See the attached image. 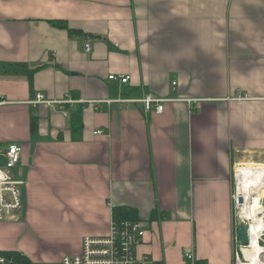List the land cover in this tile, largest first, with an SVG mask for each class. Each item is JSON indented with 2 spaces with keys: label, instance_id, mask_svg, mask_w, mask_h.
<instances>
[{
  "label": "crops",
  "instance_id": "crops-1",
  "mask_svg": "<svg viewBox=\"0 0 264 264\" xmlns=\"http://www.w3.org/2000/svg\"><path fill=\"white\" fill-rule=\"evenodd\" d=\"M0 97L24 182L0 251L50 262L40 232L80 255L127 206L148 222L139 257L231 264L236 170L264 172V0H0Z\"/></svg>",
  "mask_w": 264,
  "mask_h": 264
},
{
  "label": "built area",
  "instance_id": "built-area-1",
  "mask_svg": "<svg viewBox=\"0 0 264 264\" xmlns=\"http://www.w3.org/2000/svg\"><path fill=\"white\" fill-rule=\"evenodd\" d=\"M83 50L85 53L92 51V39H88ZM131 79L130 76H111L112 81H121L127 83ZM176 85V84H174ZM142 102L147 112L154 114H162L164 112V104L168 100L153 99L147 97ZM34 105L40 103H48L62 106L72 101H56L50 102L45 100V96L39 94ZM3 104L0 97V105ZM67 115V113H65ZM101 133V132H98ZM22 149L17 145H9L6 148H0V156L4 159V164L0 167V222L17 218L22 210V188L24 182L17 180L12 175V170L20 164ZM238 173L236 170L235 179L237 182ZM238 186V185H237ZM238 204V196L236 197ZM239 206V204H238ZM264 222V216L262 217ZM248 231L250 236L249 244L242 247L235 238V248L233 264H251L252 259L248 257V252L255 255V262L264 264V230L257 237V252H255L252 243V223H248ZM148 229V222L143 220L117 221L114 218L110 224V232L106 237H86L82 243V252L77 256H66L62 260V264H154L147 256L139 257L137 247L143 242ZM241 248H246V252L242 253ZM0 264H14L11 259L4 256L0 251ZM184 264H203L196 258L193 252L184 254Z\"/></svg>",
  "mask_w": 264,
  "mask_h": 264
},
{
  "label": "bare ground",
  "instance_id": "bare-ground-1",
  "mask_svg": "<svg viewBox=\"0 0 264 264\" xmlns=\"http://www.w3.org/2000/svg\"><path fill=\"white\" fill-rule=\"evenodd\" d=\"M238 173V193L244 198L245 212L243 217L247 220H252V243L257 252V237L264 230L263 219L259 217L261 213L262 193L264 190V172L258 170H237ZM256 196L253 203L249 204L252 196ZM248 257L252 259L251 264H258L255 262L252 253L248 252Z\"/></svg>",
  "mask_w": 264,
  "mask_h": 264
},
{
  "label": "rangeland",
  "instance_id": "rangeland-1",
  "mask_svg": "<svg viewBox=\"0 0 264 264\" xmlns=\"http://www.w3.org/2000/svg\"><path fill=\"white\" fill-rule=\"evenodd\" d=\"M13 171V170H12ZM260 193H262V201H261V206L263 207L261 209V213L259 215L260 218H262L264 216V190L261 191ZM235 196H239L238 194V186H237V183H236V187H235ZM236 197H235V203H234V210H235V215H236V218H238V224L239 226L243 223V222H247V223H252L251 221L252 220H247L246 218L243 217V212H245V204L243 205H240L238 206L237 204V201H236ZM256 196H252V199L250 200L249 204L253 203V200ZM36 238L39 239L41 242H45V243H49L50 247H51V252L50 254L53 255L52 258L50 260V262L48 261H41V262H38L36 264H62V260L65 256H68L69 254L66 253V249H65V245L62 241V237H55L56 240L54 241H46V237L44 236V233L43 235L39 232L37 235L35 234ZM16 240V238H15ZM5 241H10L9 239L8 240H5ZM83 242V241H82ZM28 245L32 248L34 246L31 245V243L28 241ZM3 251H7L6 249L8 248H2ZM66 251V252H64ZM81 251H82V243H81ZM62 255V256H61ZM61 256V258L59 257ZM233 257H232V260H231V264H233Z\"/></svg>",
  "mask_w": 264,
  "mask_h": 264
},
{
  "label": "trees",
  "instance_id": "trees-1",
  "mask_svg": "<svg viewBox=\"0 0 264 264\" xmlns=\"http://www.w3.org/2000/svg\"><path fill=\"white\" fill-rule=\"evenodd\" d=\"M78 119L75 118V122H79V117ZM113 218L117 221H122V220H131V221H138L140 220L137 214V211H135L131 207L127 206H121V207H114L113 210ZM1 253L6 256L7 258L11 259L14 264H32L31 260L24 255L23 253H20L18 251H1Z\"/></svg>",
  "mask_w": 264,
  "mask_h": 264
},
{
  "label": "water",
  "instance_id": "water-1",
  "mask_svg": "<svg viewBox=\"0 0 264 264\" xmlns=\"http://www.w3.org/2000/svg\"><path fill=\"white\" fill-rule=\"evenodd\" d=\"M238 204L243 205L244 204V198L242 196H238ZM248 223L243 222L241 226L239 227L237 231V240L240 243L242 247H245L249 244L250 236L248 231ZM242 253L246 252V248H241L240 250Z\"/></svg>",
  "mask_w": 264,
  "mask_h": 264
}]
</instances>
